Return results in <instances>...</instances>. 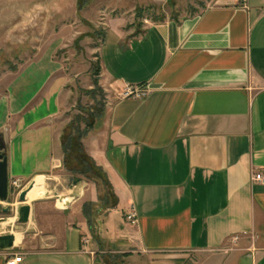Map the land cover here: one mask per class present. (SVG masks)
Listing matches in <instances>:
<instances>
[{
  "label": "crops",
  "instance_id": "obj_1",
  "mask_svg": "<svg viewBox=\"0 0 264 264\" xmlns=\"http://www.w3.org/2000/svg\"><path fill=\"white\" fill-rule=\"evenodd\" d=\"M137 1L146 0H108L128 11L141 8ZM188 1L148 0L165 18L145 19L137 32L122 23L127 10L104 23L99 84L114 101L87 147L115 205L91 223L79 184L60 192L64 209L34 186L31 231L0 250V264L14 256L18 264H106L105 254L166 264L145 261L166 253L205 258L197 264H264V183L252 181L264 176V0H206L194 14ZM58 69L41 56L0 99L1 154L21 192L61 165ZM128 87L147 95L121 98ZM10 218L0 216V236L13 233Z\"/></svg>",
  "mask_w": 264,
  "mask_h": 264
},
{
  "label": "rangeland",
  "instance_id": "obj_2",
  "mask_svg": "<svg viewBox=\"0 0 264 264\" xmlns=\"http://www.w3.org/2000/svg\"><path fill=\"white\" fill-rule=\"evenodd\" d=\"M205 1H188L185 12H198ZM137 2L141 3V8L132 12L126 5L122 9L111 6L108 0H0V99L16 74L46 54L57 63L56 75L64 79L60 113L55 119V131L60 134L61 141V165L46 179L36 177L39 179L34 182L35 186H43L44 197L51 198L58 208L64 209L68 197L59 196L60 192L79 184L86 190L83 207H88L91 223L97 216H104L116 203L106 177L94 164L87 147L88 142L91 144L99 137L97 121L100 110H105L114 101L111 93L99 84V48L106 33L104 23L127 10L122 23L126 22V30L137 32L142 29L145 19L156 22L165 18L161 9L158 12L157 7L153 10L147 8L148 0ZM167 9L165 7L166 12ZM175 14L171 11L172 16H177ZM0 145L1 153V141ZM8 183V198L0 201V207L10 211L8 215L0 212V216H13L7 224L11 227L10 232L16 233L14 236H23L31 231L29 223L32 219L25 224L18 222V210L22 205L18 196L22 188L11 180ZM92 198L95 202H90ZM24 205L32 207L34 204L26 201ZM12 219L14 223L10 221ZM105 255L106 264L130 262L121 255ZM151 257L145 261L197 264L205 259L192 253L155 254ZM139 262L143 264L142 260Z\"/></svg>",
  "mask_w": 264,
  "mask_h": 264
},
{
  "label": "water",
  "instance_id": "obj_3",
  "mask_svg": "<svg viewBox=\"0 0 264 264\" xmlns=\"http://www.w3.org/2000/svg\"><path fill=\"white\" fill-rule=\"evenodd\" d=\"M1 150V145H0ZM35 183L32 182L24 191H22L18 196V201L22 204L18 210V222L21 224L28 223L29 216H30V206L24 205L26 203L27 195L32 191L34 188ZM8 176H7V160L6 158L0 153V201H6L8 198ZM9 209H4L5 213H9ZM14 235L8 234L0 236V250L11 249L14 246Z\"/></svg>",
  "mask_w": 264,
  "mask_h": 264
},
{
  "label": "built area",
  "instance_id": "obj_4",
  "mask_svg": "<svg viewBox=\"0 0 264 264\" xmlns=\"http://www.w3.org/2000/svg\"><path fill=\"white\" fill-rule=\"evenodd\" d=\"M147 95V91L142 88H126V90L120 95L121 98L135 97L138 99L144 98ZM252 181L258 183H264V176L261 173H253ZM15 184V183H14ZM126 220L130 223L135 222V215L129 213ZM21 261L20 256H14L11 260L7 261L6 264H18Z\"/></svg>",
  "mask_w": 264,
  "mask_h": 264
},
{
  "label": "trees",
  "instance_id": "obj_5",
  "mask_svg": "<svg viewBox=\"0 0 264 264\" xmlns=\"http://www.w3.org/2000/svg\"><path fill=\"white\" fill-rule=\"evenodd\" d=\"M139 16H141V15H139ZM103 113H104V110H103V111L100 110V113H99V119L102 118ZM83 214H84V216H85V218H86L87 220L90 218V216H89V210H88V207H87V206H84V207H83ZM127 256H128V255H123V256H121V258H125V257H127Z\"/></svg>",
  "mask_w": 264,
  "mask_h": 264
},
{
  "label": "bare ground",
  "instance_id": "obj_6",
  "mask_svg": "<svg viewBox=\"0 0 264 264\" xmlns=\"http://www.w3.org/2000/svg\"><path fill=\"white\" fill-rule=\"evenodd\" d=\"M18 217H19V216H18ZM15 219H16V218H15ZM10 221H11L12 223H14L15 220L12 219V220H10ZM11 222H10V223H11ZM7 224H9V219L5 221V224H4V225H7ZM14 234H16V233H14ZM14 234H13V235H14Z\"/></svg>",
  "mask_w": 264,
  "mask_h": 264
}]
</instances>
